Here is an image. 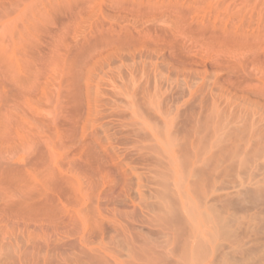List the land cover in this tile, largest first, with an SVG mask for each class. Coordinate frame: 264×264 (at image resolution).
I'll use <instances>...</instances> for the list:
<instances>
[{
	"label": "rangeland",
	"instance_id": "1",
	"mask_svg": "<svg viewBox=\"0 0 264 264\" xmlns=\"http://www.w3.org/2000/svg\"><path fill=\"white\" fill-rule=\"evenodd\" d=\"M0 264H264V0H0Z\"/></svg>",
	"mask_w": 264,
	"mask_h": 264
},
{
	"label": "bare ground",
	"instance_id": "2",
	"mask_svg": "<svg viewBox=\"0 0 264 264\" xmlns=\"http://www.w3.org/2000/svg\"><path fill=\"white\" fill-rule=\"evenodd\" d=\"M49 158H45L44 161H42L43 167H41V170L43 169L41 171V173L44 176V181L41 183V185H42L43 190H45V191L41 192L37 188L40 183H38V185L35 186V185H33L34 182H32L33 184L26 182V186H24L22 189L23 190V194H22L23 197L15 203L12 202L13 203L12 207H56L55 203L57 204V201L60 202V200H61L60 196L61 195H59V193H57L58 195L56 194L57 197H54V195L48 194L47 191L48 190L50 191V189H51V191H53L52 189H55V188H57V190H59V188H60V190H62V187L66 185V181H65L66 179L64 177V174L61 172V170L59 171V167L58 168L56 167L57 168L56 172L59 171L60 173L57 174L55 172L56 169L55 168L53 169V166H52V165H55V163L53 162L52 159H49ZM55 166H57V164ZM37 182H39V180ZM37 182L35 181V184ZM63 184H65V185H63ZM41 185H39V186H41ZM46 188H47V191H46ZM60 190H59V192H60ZM51 193L55 194L53 192H51Z\"/></svg>",
	"mask_w": 264,
	"mask_h": 264
}]
</instances>
